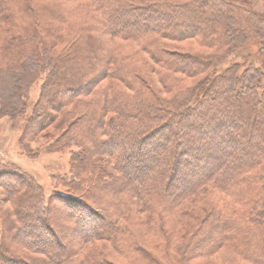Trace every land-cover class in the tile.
<instances>
[{"label": "trees", "instance_id": "trees-1", "mask_svg": "<svg viewBox=\"0 0 264 264\" xmlns=\"http://www.w3.org/2000/svg\"><path fill=\"white\" fill-rule=\"evenodd\" d=\"M88 1H79L78 7L86 4L92 6V11L96 14L94 26L90 25L92 29L95 27L93 31H103L113 37L133 41L140 40V37L158 38L156 44L152 41L148 43L147 40L142 44L150 57V60L144 63L145 66L148 65L149 73L160 71L163 67L170 72L183 73L189 77L202 73L205 77L194 86L177 89L172 85L174 81L169 82L161 73L163 83H172L167 88L171 93L170 98L160 97L157 91L152 93L146 87L139 88L136 100L122 109L125 114L123 118L118 120L120 116L117 115L110 119L105 127L103 123L98 127L92 123V115L86 113L82 107L94 103H100L106 111L110 107L109 93L106 92L102 98H92L97 86L114 77L108 72V64L104 65L101 54L96 51L92 56H88L84 51L80 53L79 42L84 31L79 34L75 32L72 40L65 37L69 42L67 53H62L63 58L56 56L59 52L53 51V45L46 46L47 52L44 54L47 58L45 57L44 61L49 66L48 77L42 82L40 97L28 118L21 139L30 132H45L59 122L58 126L61 125V129L65 130L55 137V149L59 148L63 140H71L90 152L91 142L94 144L99 137L95 131L105 129L104 132L109 136L122 135L127 137L130 143L136 141V149L129 147L132 153L149 149L148 156L152 162L146 164L140 160L133 162L126 159L124 162L127 167L135 171L130 170L121 165V158L114 151V141H102V150L96 154L100 156V153L104 152L103 154L112 160L118 173V176H114L117 183L100 185L91 177L89 179L88 175L75 174L77 185L85 186L84 189H78L79 192L70 189L72 193L60 192L59 195L50 196V199L44 197L39 184H35L30 176L20 175L19 178L13 179L6 175L7 172L0 171V186L5 187V194L13 211H4L1 205L4 199L0 198V212L3 217L0 219V264H73L77 251L83 252L96 241L115 239L116 246H119L118 236L122 239L131 233L129 231L134 227L133 222L137 215L144 218L149 225L154 224V216L165 212L167 209L164 208H169L168 211L174 213L193 199L206 195L208 191L210 193V188L211 192L218 190L238 193L247 201L245 204L241 203L242 208L233 209L225 205L221 207L216 202L208 203V207L203 205V211L208 212L206 219L201 222L199 233L184 235V241L191 237V242L184 244L186 250H189L193 257L198 253H203L202 256L205 257L216 249L233 245L236 247L235 254L240 253L247 263L264 264V64L261 68L258 67L254 76L251 74L250 77L245 72L243 85L238 86L234 78L237 76L236 71L239 72L238 66H230L223 74L211 77L212 72L207 71L210 64L213 65L211 58L204 60L205 58L176 52L168 45L170 41L178 42L202 36L212 39L217 34L216 28L221 25L225 29L220 35L223 44L220 45L226 49L227 46L241 42L243 37H249L250 33L245 35L248 33L245 29H249V25L246 27L249 21L247 11L237 12L235 7L227 4L225 0H218L217 3L211 0H191V3L188 0L185 5L172 0ZM162 3L170 7L164 9ZM65 9L66 12H72L70 7ZM13 11L27 16L25 13L33 12L34 7L29 0H0V22L11 16ZM158 14L161 16V24L152 19L153 15ZM53 17L61 22L68 21L61 11ZM33 23L35 35L40 36L42 30L51 29L41 25L40 21ZM61 31L62 27H56V31L54 30L56 36L60 35L62 38ZM26 35L27 33L17 32L9 43L5 42L10 49L17 48V51L22 50L33 57L25 60L19 59L20 57L8 61L0 59V115L20 116L27 108V92L23 93L21 77L29 73L30 67L37 65L36 57L42 52L35 55L38 43H35L33 52L29 50V43L23 41ZM212 43L216 42L209 41L207 46L210 47ZM82 53L85 55L82 56ZM66 55L69 58H66ZM200 55L208 58L211 53ZM225 62L224 57L223 63ZM137 76L139 82L146 83L144 77L140 74ZM247 77H250L251 85H247ZM130 80L136 83L134 76H131ZM20 101L21 106L16 107L15 104ZM70 105L74 106L69 110V114L65 111ZM4 107L6 109H2ZM79 111L83 112L79 115ZM157 124V128L149 131ZM58 126L55 130H59ZM162 147L164 148L161 155V151L152 153L153 149ZM118 148L120 146H117ZM164 153L167 154L164 164L168 165L166 168L170 169V173L164 169L159 171ZM85 154L86 158L80 154L78 159H85L84 165H90L95 171H100L102 166L98 162L101 161H96L89 153ZM184 167L189 169L188 173L182 172ZM86 170L88 172L90 169ZM84 195L103 203L104 209L98 212L95 207L86 204L89 202L82 198ZM118 198L121 199V205H117ZM54 201L67 205L72 213L77 214L71 215L67 223L60 225L66 231L71 230L72 234L75 232L72 243L65 244L48 219L49 212L58 210V206L53 205ZM79 207L87 210V219L79 212ZM118 211H121V219L125 220V224L121 223V226L117 220L111 218L114 216L118 219ZM145 213H150L151 216L146 217ZM76 221L83 226L76 227ZM94 221L97 222L96 227L91 224ZM140 230L141 228L138 232ZM15 233L17 240L11 238ZM45 239L53 243L52 250H46L43 244ZM203 239H206L205 243L202 242ZM20 247L26 250L24 256L27 259L9 255ZM90 257L92 261L97 260V264H110L99 260L100 254Z\"/></svg>", "mask_w": 264, "mask_h": 264}, {"label": "rangeland", "instance_id": "rangeland-1", "mask_svg": "<svg viewBox=\"0 0 264 264\" xmlns=\"http://www.w3.org/2000/svg\"><path fill=\"white\" fill-rule=\"evenodd\" d=\"M29 1L32 2V6L34 7L33 12L31 11V13H25L27 15L25 16L22 13L13 11L11 16L5 17L7 19H4V21L0 22L1 60H14L12 58L18 57H20L19 59L25 60L29 57H33L28 55L26 52H22V50L21 52L17 51L19 50L17 48L10 49L8 44H5V42L7 43L9 40H11L12 36L17 32L27 33L26 38L23 41L29 43V50L31 52L34 51L35 43H38L39 45L36 48L37 51L35 55L39 52L43 53L36 57V59H38L36 60L38 61L36 63L37 65L30 67L28 71L29 73H25L24 76L21 77V87L23 88V93L26 94L27 92V108L25 113L20 116H8L5 114L0 115V171L7 172L6 175L12 177L13 179L19 178L20 175L30 176V178H33L35 184H39L43 191L44 197L46 199H50V196L57 194L59 195L60 192L64 194H70L72 193V190L76 192H79L78 189H80V191L83 190L85 186L83 187V185H77V181L74 179L75 174H77V176H79V174L80 176L88 175L89 179L91 177L93 180H95V182L100 183V185L117 183V181L115 182V177L118 176V173L116 172L117 169L114 167L112 160L107 158L108 156L103 154L104 152L100 153V156H97L96 154L97 151L102 150V146L100 145V142L102 141H114V151L117 152L121 158V165L129 168L130 170L135 171L133 168L127 167V164L124 162L126 159L133 162L140 160L146 164H150L152 160L150 159V156H148L149 149H142L141 153H132V150H130L129 147L132 146L136 149L138 145L136 141V143H130L128 138L122 135H118L116 137L109 136L106 132H104L105 129H99L97 130L98 132L95 131L96 134L99 135V139L96 138L97 140L94 144L91 142L90 152L86 150L84 146H79V144H75L71 140H68L70 142L68 145V141L63 140L59 148L55 149L53 144L54 140L56 139L55 137L60 136L59 132L63 133L65 130V128L61 129V125L58 126L59 122L49 127L47 130L48 132H39L37 134L30 132L25 138H23V140L21 139L28 118L33 113L34 105L37 103L40 97L42 82L48 77L49 66L46 65V61H44L45 57L47 58V56L44 54L47 52L45 51L46 46L53 45V51L59 52L56 53V56L62 57V53H67L66 49L67 43L69 42L68 39L72 40L75 32L79 34L84 31V34H80L83 36L79 42L80 53L81 51H84L88 56H92L96 51L97 53L101 54V59L104 61V65L108 64V72L114 77H111L110 80H106L97 86V88L92 93V98L95 99V97L97 98L98 96L104 97L106 92L110 95L112 94V96L108 95L110 98V107H108L107 111L104 110L100 103L89 104L88 106L82 107L86 113L92 115V123L94 125H98V127L102 123L105 127L110 119L115 118L117 115L120 116L118 120L123 118L125 114L122 109L125 105L128 106L129 103L131 104L136 100L135 96L138 95V92L140 91L139 88L141 89L146 87V89H149L152 93L153 91H157L160 97L170 98L171 93L167 91V88L171 86L172 83L169 84L171 80L174 81L172 85L176 86L175 88L178 89L179 87L182 88L194 86L197 81H200L202 77H205V74L202 73L200 75L189 77L183 73L170 72L167 68L163 67L160 68V71L149 73L150 71L147 68L148 65L145 66L144 63L145 61L148 62L150 57L149 54L144 51L142 44L145 40H147L148 43L152 41L153 44H156L158 42V38L150 36V38L146 37L143 39L140 37V40L133 41L132 39L125 40L119 37H113L103 31H93L95 27L92 29L90 25L94 26V15L96 14L93 13L92 6L90 4H86L80 8L78 7L79 1L89 2L88 0ZM172 1L185 5L188 0ZM211 1L217 3L218 0ZM225 1L229 5L232 4L237 12L239 10L247 11L246 15H248L247 18L249 21H247L248 24L246 23V27L249 25V29H245V32H248L245 35L250 33L248 38L243 37L241 42L227 46L226 49L222 48L221 45L223 44L221 43L220 35L225 28L219 25L218 28H216L217 34L214 35L212 39L202 36L199 38H191L178 42L170 41L168 45L173 49V51L176 52L187 53L205 58L204 60L212 59L213 65L211 63L209 69L207 70L208 72H212L210 74L211 77L214 75L218 76L223 74L230 66H238L239 72L236 71L237 76L234 74V78L236 79L238 86H242L244 73L246 72L245 74L248 76L251 74L254 76V73L258 67L261 68V66L264 64V45H261L262 42L264 43V0ZM189 2L193 3L191 0ZM87 5L89 7H87ZM161 6L164 9L170 7L165 3H162ZM67 7L72 8V12L69 10L66 12L65 8ZM60 11L65 15L68 21L61 22L53 17L54 14H59ZM35 14H37V18L34 17L32 19L33 21H30V19ZM152 19L159 24L162 23L161 16L159 14L153 15ZM37 21H40L41 25L44 27H49L52 30H42L43 32L40 34V36L38 34L35 35L36 32L33 31V22ZM131 24L133 25L134 21H132ZM55 25L56 27H62V38L60 35L56 36V33L54 32V30L56 31ZM93 36L96 38H92ZM159 40L162 41L161 39ZM212 40L216 43H212L210 47L207 46L209 41ZM41 41H43V43H41ZM3 50H5L4 53L2 52ZM210 53L211 55L208 58L200 55H208ZM67 56L68 55H66V58H69ZM224 57L226 59L225 63H223ZM214 67H217V69H214ZM234 70H236V68H234ZM161 73L167 77L169 81L168 84L162 82L160 75ZM137 74H140L142 77H144L146 83H143L142 81L139 82ZM119 76H121L124 80L120 79ZM131 76H134L136 80V83L134 82L135 84L131 82ZM250 77L246 78L248 81L247 85H251V82L249 81ZM231 79L233 80V77H231ZM21 104L22 103L20 101L19 104L15 105H17L16 107H18V105L20 107ZM73 106L74 105L68 106L65 112L70 114L69 110L73 109ZM2 109H6V107ZM4 112L6 113V110ZM82 112L83 111H79L78 114L80 115ZM57 126L59 130H55ZM157 127L158 124L154 125V127L152 126L149 131L154 130V128ZM82 138L83 137H81V139ZM117 146H120V148L117 149ZM163 148L164 147L161 149L158 148L156 150L153 149L152 153L161 151V155ZM85 153L92 155L96 161H101L98 163H100L101 166L106 169L101 167L99 168L100 171H95L90 167V165H84L85 159L81 160L78 158L81 157L80 154L84 155ZM86 157L87 156H85V158ZM162 157L163 162L160 164L159 171L164 169V171L166 170V172L169 171L170 173V169L166 168L168 165L164 164L167 154L164 153ZM175 161L176 159L173 160L172 163L174 164ZM172 163L168 164L172 165ZM87 166H89V168H87ZM86 169L90 170L86 172ZM183 169L184 170L182 172H189L188 168L184 167ZM8 173H10V175ZM180 176L182 175L180 174ZM121 180L123 182V179ZM67 185H69V187H67ZM211 189L212 188H210V193L208 191L206 192V195L199 196L197 199H193L183 207H180V209L176 210L174 213L169 212V208H164L167 209L164 210L165 212L157 214L156 216L153 215L156 218L154 224L149 225L148 222L143 220L144 218L137 215L135 221L133 222L134 227H132V229L130 228L129 232L131 233H128L127 237L123 236L121 239V237L118 236L119 234H116L119 239L117 244L119 246H116L115 239L108 240L107 238H100L103 240L96 241L92 245L87 246L83 252L77 251V254L75 253L76 258L73 259V264H97L95 263L97 260H91L90 256L93 254H100L101 259L99 260L110 264H249L242 259L240 253L239 255L235 254L236 247H233V245L216 249L205 257L202 256L203 253H198L193 257L190 255L189 250H186L184 247L186 242H191L190 236L199 233V226L201 222L205 221L206 219L208 212L206 213L205 210L203 211V205L208 207V203L216 202L221 207L225 205L227 208L233 209L242 208L243 206L241 203L245 204L247 201L244 196L238 195V193L235 194L221 192L218 190H212L211 192ZM5 191V187L0 186V198L4 199L1 201V205L4 211L9 210L13 212L11 210L12 205L9 203V199L5 194ZM29 198L32 200L31 197ZM82 198L89 202H86V204L95 207L98 212H101L104 209L103 203L98 202L95 199L92 200L91 197L86 195H84ZM251 199L252 196L250 200ZM116 202L118 203L117 205H121L120 198H118ZM53 205L58 206V210H52L49 212L48 219L51 220L52 224L58 231L60 239L65 244L74 242L75 232L72 234L71 230L66 231L61 228L60 225L62 226L63 223H67L70 220L71 215L77 214L72 213L67 208V205L59 204V202L54 201ZM78 210L82 215H84V219H87V210L83 209L82 207H79ZM117 213L118 219L114 218V216H111V218L117 220L119 226H121V223L125 224V220L121 219V211H118ZM145 214L146 217L151 216L150 213ZM23 216H25L24 213ZM1 218H3L2 212H0V219ZM113 219H111V221H113ZM76 222V227H80V225L83 226V224L79 223V221ZM95 222L96 221L91 223L93 227L97 224V222ZM140 228L141 230L138 232ZM1 230L2 229L0 228V231ZM117 232L122 231L117 230ZM187 234H190V236L187 241H184V235ZM11 238L13 240H17L16 233ZM202 242L205 243L206 239H203ZM43 244L47 251L52 250L51 248L53 247V243H50L48 239H45V243ZM54 249H56V246ZM25 251L26 250H24V248L20 247L16 250V252H12V254L9 253V255H15L14 257L23 259L26 258L24 256Z\"/></svg>", "mask_w": 264, "mask_h": 264}]
</instances>
